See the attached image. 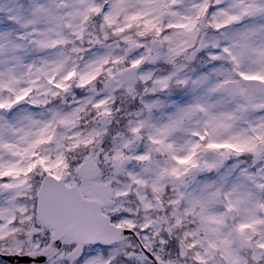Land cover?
<instances>
[{"label":"snow or ice","instance_id":"snow-or-ice-1","mask_svg":"<svg viewBox=\"0 0 264 264\" xmlns=\"http://www.w3.org/2000/svg\"><path fill=\"white\" fill-rule=\"evenodd\" d=\"M0 264H264V0H0Z\"/></svg>","mask_w":264,"mask_h":264}]
</instances>
